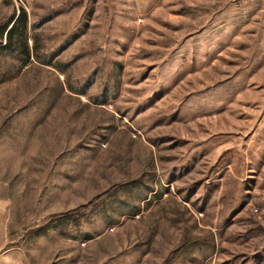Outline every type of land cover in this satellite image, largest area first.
Here are the masks:
<instances>
[{"label":"rangeland","instance_id":"374dc122","mask_svg":"<svg viewBox=\"0 0 264 264\" xmlns=\"http://www.w3.org/2000/svg\"><path fill=\"white\" fill-rule=\"evenodd\" d=\"M0 264H264V0H0Z\"/></svg>","mask_w":264,"mask_h":264},{"label":"trees","instance_id":"16d2710c","mask_svg":"<svg viewBox=\"0 0 264 264\" xmlns=\"http://www.w3.org/2000/svg\"><path fill=\"white\" fill-rule=\"evenodd\" d=\"M21 16H22L21 22L17 21L19 19V17H17V19H15V21L12 23L10 29L7 30L6 32L5 38H6V45L8 44V46L11 45L13 35L15 34V31L19 26L22 28V30H25L26 19H25V13L23 11L21 13Z\"/></svg>","mask_w":264,"mask_h":264}]
</instances>
